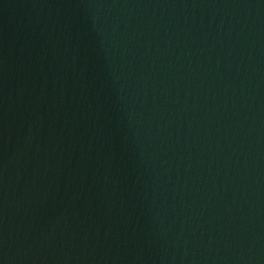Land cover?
Listing matches in <instances>:
<instances>
[{
	"label": "water",
	"instance_id": "1",
	"mask_svg": "<svg viewBox=\"0 0 264 264\" xmlns=\"http://www.w3.org/2000/svg\"><path fill=\"white\" fill-rule=\"evenodd\" d=\"M0 264H99L33 0H0Z\"/></svg>",
	"mask_w": 264,
	"mask_h": 264
}]
</instances>
